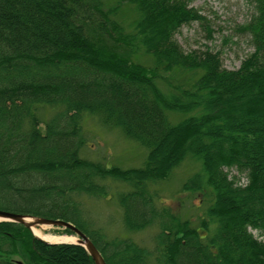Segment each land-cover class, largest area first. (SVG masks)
<instances>
[{
	"label": "trees",
	"instance_id": "trees-1",
	"mask_svg": "<svg viewBox=\"0 0 264 264\" xmlns=\"http://www.w3.org/2000/svg\"><path fill=\"white\" fill-rule=\"evenodd\" d=\"M253 1L243 30L254 51L232 71L176 43L203 20L184 0H0V210L72 224L105 264H264L251 233L264 237V0ZM83 114L145 148L142 167L82 159ZM188 157L200 171L181 190L198 196L205 235L153 204L152 186ZM107 179L128 188L117 194L127 232L158 228L152 250L86 227L74 198L106 196ZM0 264L94 262L1 222Z\"/></svg>",
	"mask_w": 264,
	"mask_h": 264
},
{
	"label": "rangeland",
	"instance_id": "rangeland-1",
	"mask_svg": "<svg viewBox=\"0 0 264 264\" xmlns=\"http://www.w3.org/2000/svg\"><path fill=\"white\" fill-rule=\"evenodd\" d=\"M189 8H192L203 18L202 22H191L180 27L174 35V40L184 53L203 52L206 48L212 53H217L221 65L226 70H237L241 62L253 53L254 48L250 43V34L243 30L252 17L253 0H184ZM123 23H128L137 17L135 9L125 6L122 11ZM130 24H125L127 31ZM174 76H178L176 73ZM45 111V110H44ZM43 114V113H42ZM53 114L52 110L45 111L43 120H47ZM43 116V115H42ZM182 116L172 115L171 121L175 123ZM83 145L79 155L82 159L98 162L107 167L119 169L141 168L147 150L136 142L124 136L120 129L104 125L92 115L83 114L81 118L80 135ZM200 171L198 161L191 157L186 158L173 170L170 177L163 182L152 186L153 204L159 209H167L181 221H190L191 226L197 228L201 235H205L200 225L203 219V206L197 195L181 190L182 184L193 174ZM230 177H235L238 183L244 185L246 180L230 172ZM108 189L107 195L92 197H75L80 205L83 220L88 230L97 229L107 237H119L130 239L140 247L152 250L154 236L158 232L155 226L144 230L129 233L123 226L122 210L118 205L117 194L125 193L128 188L125 184L114 183L109 179L102 181ZM48 233L56 236H73L59 228H46ZM253 237L264 242V237L252 231Z\"/></svg>",
	"mask_w": 264,
	"mask_h": 264
},
{
	"label": "water",
	"instance_id": "water-1",
	"mask_svg": "<svg viewBox=\"0 0 264 264\" xmlns=\"http://www.w3.org/2000/svg\"><path fill=\"white\" fill-rule=\"evenodd\" d=\"M1 222H9V223H16L20 224L23 227H25L27 230L30 231L32 236L48 245L52 244H74L81 246L86 253L91 257L94 264H105L103 258L101 257L100 253L96 250V248L93 246L89 238L83 234L81 231H79L77 228H75L70 223L61 221V220H50V219H44V218H36V217H30V216H24L20 214H14L10 212H4L0 210V223ZM59 228L64 230H69L72 234H74L77 238L73 242H57V243H51L44 241L37 236H35L32 233L31 228Z\"/></svg>",
	"mask_w": 264,
	"mask_h": 264
},
{
	"label": "bare ground",
	"instance_id": "bare-ground-1",
	"mask_svg": "<svg viewBox=\"0 0 264 264\" xmlns=\"http://www.w3.org/2000/svg\"><path fill=\"white\" fill-rule=\"evenodd\" d=\"M32 233L37 236L38 238L47 241V242H51V243H57V242H73L75 240V237L73 236H56L53 235L51 233H48L46 231L45 227L42 228H35L32 227L31 228Z\"/></svg>",
	"mask_w": 264,
	"mask_h": 264
}]
</instances>
